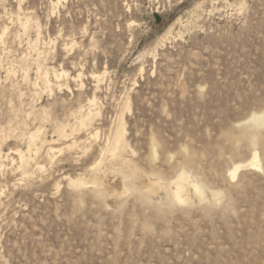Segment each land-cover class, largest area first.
I'll list each match as a JSON object with an SVG mask.
<instances>
[{
    "label": "rangeland",
    "instance_id": "1",
    "mask_svg": "<svg viewBox=\"0 0 264 264\" xmlns=\"http://www.w3.org/2000/svg\"><path fill=\"white\" fill-rule=\"evenodd\" d=\"M261 123L264 0H0V264H264Z\"/></svg>",
    "mask_w": 264,
    "mask_h": 264
},
{
    "label": "bare ground",
    "instance_id": "2",
    "mask_svg": "<svg viewBox=\"0 0 264 264\" xmlns=\"http://www.w3.org/2000/svg\"><path fill=\"white\" fill-rule=\"evenodd\" d=\"M26 18V17H25ZM17 20V19H16ZM25 20V19H24ZM28 21V20H27ZM30 21H31V19H30ZM18 22V21H17ZM22 24V23H21ZM21 24H20V26H21ZM28 24H29V22H28ZM27 24V25H28ZM26 25V24H25ZM25 25H22V26H25ZM34 25V24H33ZM36 25V24H35ZM21 28V27H20ZM26 28H27V26H26ZM24 29V28H23ZM25 30V29H24ZM28 30V29H27ZM22 32V31H21ZM26 34V33H25ZM25 36V35H24ZM33 46H35V44L33 45ZM32 47V46H31ZM35 48V47H34ZM32 61V60H31ZM34 62H35V60H34ZM33 62V63H34ZM27 63V62H26ZM23 65H24V63H23ZM22 65V66H23ZM37 65V64H36ZM29 66V65H28ZM32 66V65H31ZM35 66V65H34ZM25 67H26V65H25ZM41 67V66H40ZM39 69V68H38ZM43 69V68H42ZM44 69H45V67H44ZM27 70V69H26ZM39 71V70H38ZM42 71V70H41ZM37 72V71H36ZM40 72V71H39ZM38 72V73H39ZM43 72H44V70H43ZM28 75V74H27ZM66 75H68L67 74V72L65 71V70H63V69H61L60 71H57V70H55V69H53L52 67H51V69H46V71L44 72V76H45V79L47 80V86L49 85V86H51V83H52V80H53V83H56L57 85H55V87L56 86H58V89H59V91H61V90H66V91H68L69 90V87L67 86V85H62V83H60V81H61V78H63L64 76H66ZM38 76V75H37ZM50 76H51V78H52V80L50 79ZM24 78V77H23ZM22 78V79H23ZM39 78V77H38ZM40 78H42V77H40ZM66 78V77H65ZM64 78V79H65ZM77 78H80V74L77 76ZM92 78H94V79H97V83H99V81H100V76H97V75H94V74H92ZM27 80H28V77L26 78ZM70 79V78H69ZM24 80V79H23ZM72 80V79H71ZM74 80V79H73ZM41 81V80H40ZM55 81V82H54ZM63 81V80H62ZM35 82V81H34ZM33 82V83H34ZM36 83H37V80H36ZM67 84H68V82H66ZM34 85V84H33ZM32 85V86H33ZM37 85V84H36ZM39 85V84H38ZM46 85V84H45ZM53 86V85H52ZM99 86V85H98ZM34 87V86H33ZM54 87V86H53ZM42 88V87H41ZM46 89V88H45ZM48 89V88H47ZM50 89V88H49ZM94 89H95V87H94ZM97 89V88H96ZM95 89V90H96ZM40 90V89H39ZM54 90V89H53ZM47 91H50L51 93H52V90H47ZM70 91V90H69ZM58 93H60V92H58ZM70 93H71V91H70ZM94 93V92H93ZM35 94H36V92H35ZM50 95V94H49ZM37 96V95H36ZM41 96V95H40ZM51 96V95H50ZM93 96H94V94H93ZM38 97H39V95H38ZM88 101V100H87ZM96 101V98H95V96L92 98V99H90L88 102H89V104H93L94 102ZM61 102V101H60ZM97 103V102H96ZM95 104V103H94ZM127 104V103H126ZM63 106H65V105H63ZM93 107V106H92ZM43 108V107H42ZM60 108H61V106H60ZM45 109H46V107H45ZM64 109V108H63ZM89 109H91L90 108V106H89ZM127 109L128 110H130V105H128L127 104ZM87 110V109H86ZM94 110V109H93ZM43 111V110H42ZM60 111V110H59ZM63 112V111H62ZM75 112H77L76 110H75ZM74 112V113H75ZM88 112V111H87ZM78 113L79 114H81L82 113V108H80V110L78 111ZM92 113V112H91ZM34 114V113H33ZM38 114V113H37ZM43 114H45V113H43ZM43 114H41V115H43ZM79 114H78V116H79ZM87 114V113H86ZM89 114H90V111H89ZM89 114H87L88 115V117H89ZM99 114V113H98ZM40 115V114H39ZM40 115V116H41ZM48 115V114H47ZM71 115H72V113H71ZM92 115H93V113H92ZM30 116H31V114H30ZM34 116V115H33ZM37 116V115H36ZM73 116V115H72ZM71 116V117H72ZM82 116V115H81ZM98 116V115H97ZM123 116V115H122ZM122 116H121V121L119 122L120 124H119V126H118V128H117V130H116V134H115V139H114V146H113V149H111V156L110 157H114V156H116V154H117V152L119 151V150H122V151H125V150H127L126 149V145H127V143H125L124 141V135H126V131H125V124H124V122H123V120H122ZM263 116V115H262ZM261 116V117H262ZM29 117V116H28ZM35 117V116H34ZM33 117V118H34ZM43 117V116H42ZM46 117V116H45ZM64 117V116H63ZM259 116H257V115H253V116H251V119H257ZM30 118V117H29ZM41 118V117H40ZM69 118V117H68ZM81 118H83V117H81ZM30 119H32V118H30ZM35 119V118H34ZM66 119H67V117H66ZM77 119V118H76ZM93 119V118H92ZM259 119V118H258ZM42 120V119H41ZM41 120H40V122H41ZM47 120V119H46ZM46 120H45V122H46ZM69 120V119H68ZM78 120H79V118H78ZM86 120H87V118H86ZM35 121V120H34ZM36 121H37V119H36ZM35 121V122H36ZM65 121V120H64ZM67 121V120H66ZM65 121V122H66ZM73 121V120H72ZM85 121V120H84ZM84 121L83 120H81L80 121V123H78V124H81L82 126H86V124L84 123ZM88 121V120H87ZM94 121V120H93ZM263 121V120H262ZM261 121V122H262ZM31 122H33L32 120H31ZM39 122V121H38ZM40 122H39V124H40ZM49 122V121H48ZM47 122V123H48ZM53 122V121H52ZM59 122V121H58ZM76 122V121H75ZM254 122L256 123V121L254 120ZM43 123H44V121H43ZM61 123V122H60ZM32 124V123H31ZM45 124V123H44ZM69 124H73V122L72 123H69ZM257 124V123H256ZM262 124V123H261ZM55 125V124H54ZM81 125H79V127L81 126ZM89 125V123L87 124V126ZM90 125H91V123H90ZM65 126V125H64ZM66 126H67V124H66ZM70 126V125H69ZM78 126V125H77ZM76 126V127H77ZM81 126V127H82ZM31 127V126H30ZM62 127V126H61ZM74 127V126H73ZM72 127V128H73ZM80 127V128H81ZM90 127V126H89ZM26 128H28V127H26ZM65 128V127H64ZM71 127H70V129H72ZM38 129V128H37ZM70 129H68V130H70ZM84 129V128H83ZM82 129V130H83ZM86 129V128H85ZM88 129V128H87ZM40 130V129H39ZM39 130H37V132L35 133V134H31L30 135V139H31V141H33L34 143H35V141L37 140V139H39V141L42 139L41 137L42 136H40V132H39ZM44 130V129H43ZM46 130V129H45ZM67 130V131H68ZM79 130V129H78ZM34 131V130H33ZM59 131H60V128H59ZM62 131V130H61ZM71 131H74V130H71ZM76 131H77V129H76ZM31 132V131H30ZM35 132V131H34ZM34 132H32V133H34ZM43 132V131H42ZM54 132V131H53ZM79 132V131H78ZM81 132V131H80ZM79 132V133H80ZM66 131L65 130H63L60 134H62V137H64V139L66 138L67 139V136H66ZM44 134V133H43ZM70 134V133H69ZM78 134V133H77ZM21 135H24V133L23 134H21ZM42 135V134H41ZM50 135V134H49ZM70 135H72V134H70ZM97 135H98V133L95 135V137H97ZM46 136V135H45ZM44 136V137H45ZM9 137V136H8ZM2 138V137H1ZM41 138V139H40ZM58 139L59 138H61V137H57ZM68 138H69V135H68ZM70 138H71V136H70ZM24 139V138H23ZM27 139H29V138H27ZM26 139V140H27ZM44 140V139H43ZM68 140V139H67ZM28 141V140H27ZM30 141V142H31ZM32 142V143H33ZM41 142V141H40ZM39 142V143H40ZM55 142V141H54ZM77 142V141H76ZM76 142H73L72 144H70L69 145V147H74V146H76L77 144H76ZM84 142V141H83ZM27 143V142H26ZM47 143V142H46ZM49 143H51V142H49ZM110 144V143H109ZM33 145V144H32ZM44 145H46V144H44ZM34 146V145H33ZM65 146H66V143H65ZM68 146V145H67ZM79 146V145H78ZM109 146V145H108ZM31 147V146H30ZM35 147V146H34ZM38 147V146H37ZM63 147V146H62ZM80 147H81V145H80ZM28 148H29V146H28ZM64 148V147H63ZM65 148H67V147H65ZM128 148V147H127ZM32 149V148H31ZM48 150H47V153H53V152H55V151H58L56 148V150L54 149V148H52V147H49V148H47ZM108 149V148H107ZM27 150H29V149H27ZM39 150H41V149H39ZM55 150V151H54ZM63 150V149H62ZM35 151V150H34ZM24 152V151H23ZM23 152L20 150V148L19 149H13V152L11 153V160L13 159V160H15L16 159V161L18 160V161H20V163H22L21 161H23L22 159H25V158H23L24 157V154H23ZM37 152V151H36ZM46 152V151H45ZM121 152V151H120ZM3 154H4V152H2ZM31 153V152H30ZM33 153V152H32ZM38 154H39V152H37ZM44 153V152H43ZM123 153V152H122ZM155 153V152H154ZM45 154V153H44ZM26 155H28V154H26ZM36 155V154H35ZM41 155V154H40ZM48 155V154H47ZM46 155V156H47ZM38 156V155H37ZM55 156V155H54ZM105 156V155H104ZM5 157V156H4ZM3 157V158H4ZM10 157V156H9ZM34 157V156H33ZM6 158V157H5ZM35 158V157H34ZM41 158V157H40ZM124 158V157H123ZM33 159V158H32ZM48 159V158H47ZM52 159V158H51ZM55 159V158H54ZM111 159V158H110ZM2 160H6V159H2ZM26 160V159H25ZM53 160V159H52ZM123 160V159H122ZM15 161V162H16ZM27 161H28V159H27ZM51 161V160H50ZM61 161V160H60ZM106 161V160H105ZM31 162V161H30ZM124 162H125V160H124ZM18 163V162H17ZM32 163H33V161H32ZM37 163V162H36ZM12 164H14V163H12ZM24 164V163H23ZM25 164H26V162H25ZM129 164V163H128ZM16 165V164H15ZM29 165V164H28ZM35 165H37V164H35ZM40 165H42V164H40ZM123 165H124V163H123ZM3 166V165H2ZM101 166V163L99 162L97 165H96V167H100ZM249 166H251V168L252 169H254V170H260L261 169V165H260V162H259V158H258V154H257V152L256 153H254L253 155H252V158H251V160H249ZM28 167V166H27ZM36 167V166H35ZM103 167V166H102ZM129 167V166H128ZM20 168V167H19ZM25 168V167H24ZM30 168V167H29ZM37 168V167H36ZM42 168H43V166H42ZM41 168V169H42ZM239 168H240V166H237V167H235L233 170H232V172H231V176H232V178L233 177H236L237 176V172H238V170H239ZM38 169V168H37ZM44 169V168H43ZM42 169V170H43ZM96 169V168H95ZM110 169V168H109ZM15 170V169H14ZM17 170V169H16ZM20 170V169H19ZM18 170V171H19ZM30 170V169H29ZM36 170V169H35ZM111 170V169H110ZM94 171V170H93ZM135 171V170H134ZM98 172V171H97ZM29 174V173H28ZM135 174H137V177H138V179L140 180V187H138L137 188V190L142 194V195H144V196H146V197H148V198H151V195H153V193L151 192L152 190H151V187H153V186H155V185H157V186H159V187H161L162 185H161V179L160 178H154V179H152L150 176H145V175H143L142 173H139V172H137V173H135ZM25 176V175H24ZM23 176V177H24ZM29 176H30V174H29ZM64 179H68V178H64ZM234 179V178H233ZM102 180V179H101ZM88 181V180H87ZM86 180H84V179H81V178H78V179H68V183H69V185L71 186V187H74V188H82V187H85L86 185H88L89 184V182H87ZM102 183V182H101ZM92 184V183H91ZM95 184V183H94ZM98 184H100L99 182H98ZM102 185H103V183H102ZM102 185L100 186V185H98V186H100V187H102ZM165 185V184H164ZM97 187V186H96ZM95 187V188H96ZM100 187H97L96 188V190H97V192L98 193H100V194H102L101 196L103 197L104 196V198H105V196H106V193L105 192H101L100 191ZM186 188H191L192 189V191L197 195V196H199V198H200V200L201 201H204L205 200V197H204V190L202 189V187L199 185V184H193V183H190L189 181H188V178H186L183 174H181V175H179V176H177L176 177V179L173 181V182H171L170 184H168L167 183V185L166 186H164V187H161V190H162V195L164 196V198L165 197H170L171 198V196L174 198V196H178L177 198L178 199H176L177 201H179L180 203L182 202V203H187V201H188V199L187 198H183L182 197V195L185 193V190H186ZM160 190V189H159ZM96 192V193H97ZM152 193V194H151ZM112 196H113V193H112ZM216 197V196H215ZM169 198V199H170ZM165 200H167L166 198H165ZM214 200H216L217 201V198H215ZM215 201V202H216ZM217 203V202H216Z\"/></svg>",
    "mask_w": 264,
    "mask_h": 264
},
{
    "label": "snow or ice",
    "instance_id": "3",
    "mask_svg": "<svg viewBox=\"0 0 264 264\" xmlns=\"http://www.w3.org/2000/svg\"><path fill=\"white\" fill-rule=\"evenodd\" d=\"M261 130H262V132H264V123L261 124ZM233 178L235 179V177H233Z\"/></svg>",
    "mask_w": 264,
    "mask_h": 264
}]
</instances>
